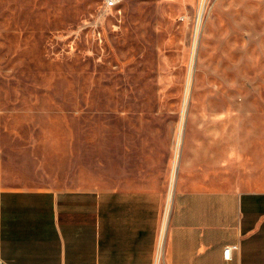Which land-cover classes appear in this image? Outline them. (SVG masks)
I'll return each instance as SVG.
<instances>
[{
    "label": "rangeland",
    "instance_id": "1",
    "mask_svg": "<svg viewBox=\"0 0 264 264\" xmlns=\"http://www.w3.org/2000/svg\"><path fill=\"white\" fill-rule=\"evenodd\" d=\"M106 2L0 0L5 162L35 186L141 168L169 193L208 140L264 190V0Z\"/></svg>",
    "mask_w": 264,
    "mask_h": 264
},
{
    "label": "crops",
    "instance_id": "2",
    "mask_svg": "<svg viewBox=\"0 0 264 264\" xmlns=\"http://www.w3.org/2000/svg\"><path fill=\"white\" fill-rule=\"evenodd\" d=\"M215 145L185 142L169 193L168 176L141 168L90 188L30 185L0 149V264H264V190L235 184L241 162Z\"/></svg>",
    "mask_w": 264,
    "mask_h": 264
},
{
    "label": "built area",
    "instance_id": "3",
    "mask_svg": "<svg viewBox=\"0 0 264 264\" xmlns=\"http://www.w3.org/2000/svg\"><path fill=\"white\" fill-rule=\"evenodd\" d=\"M117 3H118V0H107V2H106L107 7H109V8L115 7L117 5ZM237 249H238V245L227 246L224 249V259L229 261L231 259L232 251L237 250Z\"/></svg>",
    "mask_w": 264,
    "mask_h": 264
},
{
    "label": "bare ground",
    "instance_id": "4",
    "mask_svg": "<svg viewBox=\"0 0 264 264\" xmlns=\"http://www.w3.org/2000/svg\"><path fill=\"white\" fill-rule=\"evenodd\" d=\"M198 22H199V19H198ZM197 25H198V24H197ZM180 133H181V132H180ZM180 145H181V143L178 142V148H177V149H179ZM176 156H177V155H176ZM174 179H175V174H172L171 188H172V185L174 184Z\"/></svg>",
    "mask_w": 264,
    "mask_h": 264
}]
</instances>
